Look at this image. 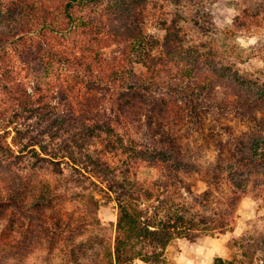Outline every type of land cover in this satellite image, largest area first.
I'll return each instance as SVG.
<instances>
[{
  "label": "trees",
  "instance_id": "obj_1",
  "mask_svg": "<svg viewBox=\"0 0 264 264\" xmlns=\"http://www.w3.org/2000/svg\"><path fill=\"white\" fill-rule=\"evenodd\" d=\"M139 1L8 0L0 8V264L28 254L27 220L47 248H65L69 264H161L172 240L232 226L246 168L264 164V141L235 150L240 165L227 173L238 181L217 208L213 193H191L179 176L189 173L181 146L167 136L160 147L137 140L133 116L157 112L159 79L197 78L204 89L221 82L246 94L248 106L264 101V82L200 45L183 48L179 27L166 18L164 34L147 38L149 11ZM256 10L244 8L245 19L233 23L259 27L264 7ZM116 44L122 49L104 52ZM143 166L160 177H139ZM106 201L116 214L109 236L96 231L107 230L97 217Z\"/></svg>",
  "mask_w": 264,
  "mask_h": 264
},
{
  "label": "rangeland",
  "instance_id": "obj_2",
  "mask_svg": "<svg viewBox=\"0 0 264 264\" xmlns=\"http://www.w3.org/2000/svg\"><path fill=\"white\" fill-rule=\"evenodd\" d=\"M7 1L0 0L1 9ZM139 2L149 11L142 19L147 38H160L164 34L160 19L166 18L168 23L174 22L176 30L179 27L178 34L185 38L183 48L200 45L201 49L214 53L223 65L264 82V12L257 13L259 27L248 24L241 28L237 21L236 25L233 23L237 15L244 18V8L257 11L264 7V0H182L177 5L162 0ZM160 7L168 13L161 14ZM121 49L122 45L116 44L104 52ZM186 80L177 76L156 80L159 84L153 95L157 109L154 112H157L139 118L133 116L137 119L133 132L137 140L147 139L158 147L166 140L163 136L181 146L182 163L188 165L189 173L179 176L191 193L208 190L214 197L210 206L222 207L231 193L230 182L238 181L227 173L240 165L235 150L249 151L252 141H264V101L261 105L248 106L246 94L226 88L221 82L215 81L212 87L204 89L196 85L197 78ZM144 166L139 177H160L159 172ZM245 173H248L243 174L248 179L244 181L246 192L239 197L232 226L213 236L172 240L164 249L161 264H213L216 257L230 260L231 264H264V164L247 167ZM97 217L101 227L107 230L96 228V231L109 236L116 219L114 203L102 202ZM38 229L26 221L22 233L27 237L28 254L16 264H69L65 248H47L46 237ZM105 245L111 247V240ZM98 248L97 245L95 249ZM132 264L143 263L135 259Z\"/></svg>",
  "mask_w": 264,
  "mask_h": 264
}]
</instances>
